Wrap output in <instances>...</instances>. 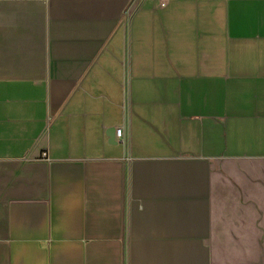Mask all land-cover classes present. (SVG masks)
Instances as JSON below:
<instances>
[{
  "label": "crops",
  "instance_id": "1",
  "mask_svg": "<svg viewBox=\"0 0 264 264\" xmlns=\"http://www.w3.org/2000/svg\"><path fill=\"white\" fill-rule=\"evenodd\" d=\"M0 264H264V0H0Z\"/></svg>",
  "mask_w": 264,
  "mask_h": 264
},
{
  "label": "built area",
  "instance_id": "2",
  "mask_svg": "<svg viewBox=\"0 0 264 264\" xmlns=\"http://www.w3.org/2000/svg\"><path fill=\"white\" fill-rule=\"evenodd\" d=\"M162 5H165V1L164 2H162ZM123 130L121 129V128H119L118 130H117V135H118V137H122L123 135ZM46 155V154H45Z\"/></svg>",
  "mask_w": 264,
  "mask_h": 264
}]
</instances>
